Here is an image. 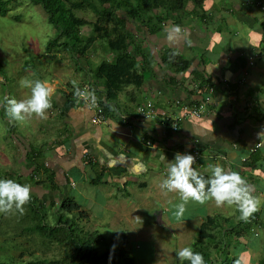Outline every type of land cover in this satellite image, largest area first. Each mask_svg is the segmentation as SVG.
I'll list each match as a JSON object with an SVG mask.
<instances>
[{
    "label": "crops",
    "instance_id": "crops-1",
    "mask_svg": "<svg viewBox=\"0 0 264 264\" xmlns=\"http://www.w3.org/2000/svg\"><path fill=\"white\" fill-rule=\"evenodd\" d=\"M185 9L186 16L171 13L157 32L149 33L143 27L136 33L141 34V46L129 47L128 52L134 59L132 69L142 80L112 90L114 100L106 98L103 83L86 78L85 73L74 76L76 79L69 80L64 89L47 81L52 87L51 105L45 110L53 130L45 138L49 144L43 147L38 141L31 145L28 137L10 127L0 145L2 164L9 169L5 175L29 185L30 197L50 211L68 197L71 189L76 194L72 202L89 213L83 211L97 227L107 223L93 208L105 209L106 214L112 211L113 229L122 224L131 226L122 236L133 230L132 221L141 213L147 215V223H156L158 231L164 223L173 227L195 223L196 231L203 218L213 214H198L200 220H196L176 218L173 211L171 222L167 212L164 216L157 212L153 196L162 189L161 181L167 175L163 154L170 161L177 152L191 153L196 157L193 166L206 176L211 172L209 165L219 163L239 171L248 181L257 199L255 211L259 210L261 217L256 229L264 240V136L258 135L264 131V0H202L200 6L188 0ZM157 12L160 15L163 10ZM133 27L128 22V28ZM101 49L103 54L93 66L80 57L74 69L94 71L100 62L115 58L108 48ZM90 85L96 90H85L94 92L105 108L106 119L100 125L91 122L92 112L75 97L77 89ZM175 100L181 104H173ZM146 101L172 115L181 114L185 103H209L201 117L181 120L173 129L155 120H137L135 108ZM27 119L31 118L25 123L37 130L40 118L34 115L33 121ZM18 126L21 129L22 121ZM29 176L37 178L35 185L32 180L29 183ZM129 183L135 185L137 195H144V209L133 206L139 197L131 193ZM119 185L124 188L122 192ZM201 204H210L213 209L220 206L214 199ZM198 207L204 209L203 205Z\"/></svg>",
    "mask_w": 264,
    "mask_h": 264
},
{
    "label": "trees",
    "instance_id": "trees-1",
    "mask_svg": "<svg viewBox=\"0 0 264 264\" xmlns=\"http://www.w3.org/2000/svg\"><path fill=\"white\" fill-rule=\"evenodd\" d=\"M25 1L40 5L47 22L56 30L55 38L49 40L46 47L57 50L55 51L57 55L59 50L67 51L61 54H68L72 57L71 60H76V63H78L77 59L85 57L88 59V65L90 64L89 53L95 52L98 47L108 48L115 54L112 61H102L94 71L90 68L84 72L86 78L92 77L103 83L108 100L115 99L116 93L112 94V90H119L118 87L121 84H138L142 80L141 76L132 69L134 59L128 52L129 47L138 49L141 46V34L136 33H140L143 27L149 33L161 30L163 21L169 18L171 13L176 12L178 16H186L185 6L188 2V0H96L100 6L106 4V7L97 10L92 8L91 11L94 12L95 17L88 20L74 14L75 10H81L87 6L85 3L87 0ZM195 2L200 6L202 0H195ZM18 4V0H0V18H5ZM159 10H163L160 15L157 12ZM22 16V12H17L12 19L19 22ZM9 19L12 21L11 18ZM128 22L133 24L132 30L128 28ZM84 28L89 32H83ZM262 36L264 47V29ZM2 37L4 39V36ZM21 45L23 43L20 47ZM18 50L19 45L14 40L11 51L15 53ZM61 54L58 57L63 58ZM127 79L128 83H126ZM0 84L3 83L0 82ZM82 89L96 90L93 85L82 86ZM78 102L86 104L83 99ZM101 104L103 105V102ZM10 127L15 128L14 123L10 124ZM75 206L72 197H66L49 215L46 213L47 207L44 204L39 203V208L35 210L30 208V213L28 211L18 223V225L24 223L28 225L20 230L38 234L43 248L47 244L57 243L58 248H62L61 255L59 257L39 255L16 264H137L138 260L143 261L142 263L152 261L153 251H149L147 256L136 258L134 255L131 256L127 249L128 244L133 248L136 245L141 248L144 242L131 243L127 236L121 238L115 236L112 240H108V237L99 235L98 231H85L84 226L78 221L88 220V217H85L82 211H77ZM239 217L240 213L226 217L213 214L203 218L198 229L194 231L196 235L193 236V240L190 238L189 244L194 250L203 253L206 264H235L236 259L231 255L229 248L251 246L250 239L254 229L261 225L259 210L254 211L247 219ZM0 264L15 263L8 261ZM183 264H188V261H184ZM257 264H264V257L259 259Z\"/></svg>",
    "mask_w": 264,
    "mask_h": 264
},
{
    "label": "rangeland",
    "instance_id": "rangeland-1",
    "mask_svg": "<svg viewBox=\"0 0 264 264\" xmlns=\"http://www.w3.org/2000/svg\"><path fill=\"white\" fill-rule=\"evenodd\" d=\"M18 2V6H16L12 11L14 12L13 15L12 12H10L5 18H0V82L3 83L2 85L0 84V106H2L0 108V145L5 142L6 134L9 132L10 122L5 120L9 119L12 124L14 123L15 131L28 137L31 145H35V143L39 141V145L46 147L49 143L45 138L50 137L53 134V130L49 124L51 120L47 119L48 117L46 115L43 117L38 116L40 120L38 122L39 124L37 126V130L34 128L31 129V127H29L30 124H26V120H24L22 121V127L20 129L18 125L21 124V121L13 120L9 115H7V105L4 98L15 97L19 100L20 95L23 99L28 98L31 95V90L29 91L30 87L25 86L22 83L25 79L33 81L36 79L45 81L51 80L53 85L58 86V88L63 87L64 89V87L66 88V85H68L69 80L76 79L74 76H81L84 72L79 69H74V65L77 64L75 59L71 60L72 57L68 56V54H61L62 52L67 51L59 50L58 54H61L63 57L60 58L55 52L57 50L54 51L51 48L46 47L48 41L55 38L54 34L56 30L47 22L40 5H34L25 0H18ZM93 3L98 9L106 7V4L100 6L96 0H93ZM17 12L23 13L22 19L19 22L12 19L14 15H17ZM80 13L81 12L76 10L74 14L79 16ZM80 17L92 20L95 16L91 14L90 11H87L86 13L81 14ZM9 18H11L12 21H10ZM2 36H4V39ZM14 40L15 43L19 45V50L18 52L12 53L11 48ZM99 42L101 43V41ZM21 43H23V45H21L22 47H20ZM102 50L103 49L98 47L96 53H89L90 63L92 66L95 61H98V57L103 54ZM34 115L35 114L30 116L31 119L27 120L33 121ZM54 122H56V119ZM49 131L51 132L47 134ZM35 132H37V135H33ZM8 144L9 147H12L11 142ZM5 153H8L7 149H5ZM0 160V178H8L5 174L9 169L2 164L1 158ZM12 170L16 173L14 169ZM20 180L23 181L22 183H25L21 177ZM128 188L133 189L131 193L139 197V200L134 202L132 201L134 204L133 206L135 208L137 207L138 210L144 209V195H137L136 189H134V184L129 183ZM119 189L121 192L124 190V188L120 185ZM111 191H114V189ZM149 191L152 195L153 191H151V189ZM169 193L170 195L168 196ZM67 195L68 197L76 196L71 189H69V194ZM153 196L154 204H157V212H159V214L160 212H163V216L167 212V215L172 222L174 220L172 212L175 211V209L171 205L179 200L178 194L176 192L171 193L166 192L164 189H159ZM28 201L29 203H33L31 199ZM163 201H165V204L162 203ZM75 202L78 203L77 200H75ZM33 204L36 205L35 203ZM198 205H203L204 209L198 207ZM215 205H217L216 202ZM165 207L166 210L164 209ZM95 210L97 209H92L94 213H99L101 221L106 220L107 224H100L97 227V224L93 223L89 219H82L80 221L76 219L80 225L84 226L85 231H92L94 228H97L98 234L101 236L117 235L121 238L122 233L128 229L130 230L131 226H123V224L118 228H115L117 230L112 228L115 227L111 225L112 220H114L112 211L106 214L105 209H101V211ZM83 211L86 215H89V213H86L85 210ZM10 212L11 214H14L15 209ZM129 212H133V210H129ZM219 213L225 214V216L229 214L236 215L239 213V210L235 207V205L229 206L226 204V208L224 205H220L216 209H213L210 204H201L196 201H189L185 212L180 217L192 219L196 218V220H200L198 218V214L204 216V214ZM47 214L49 215L51 212L48 211ZM6 216L7 215L0 213V263L9 261L16 264L25 262L27 259L34 258L39 255L46 257H59L61 255L62 248H58L57 243L53 242L49 245L47 244L43 248L40 244V236L38 234L25 233L20 230L23 226H27V223L17 225V218L9 219ZM145 217H147V215L144 216L143 213L136 216L134 221H132L133 224H135L134 227H137L136 232L129 231L127 235L129 241H146L147 243L142 244L139 249H136L135 247L133 248V246L128 244L127 249L131 253L130 255H134L138 258V256H147L149 251H153L151 262L142 263L143 261L140 262V260H138L136 263L177 264L179 259L176 257L175 252L178 248L189 245L190 238L193 240V236L196 235V232L194 231L197 227L195 226V223L190 226L188 225V227L184 224H178L173 227L164 223L163 225L158 226L160 229V231H158L155 229L157 226L156 223H147ZM262 218L264 219V216ZM262 222L264 223L263 220ZM146 225H148L147 229L144 228ZM253 234L254 236L251 246H235L229 248L231 255L236 259L235 264H257L259 259L264 257V251L262 252L264 240L261 239V233H259L258 228L254 230ZM133 242L134 241H131V243Z\"/></svg>",
    "mask_w": 264,
    "mask_h": 264
},
{
    "label": "clouds",
    "instance_id": "clouds-1",
    "mask_svg": "<svg viewBox=\"0 0 264 264\" xmlns=\"http://www.w3.org/2000/svg\"><path fill=\"white\" fill-rule=\"evenodd\" d=\"M87 2H85L87 4L86 7L78 10L81 12L80 15L86 13L87 11H90L91 14H94L91 9H98L94 5L93 0H87ZM80 15L78 17H80ZM175 30L178 32L180 30L179 26H176ZM83 32L89 31L83 29ZM22 83L30 87L31 95L28 98L21 100H17L15 97H5L4 99L7 105V115L16 121H24L27 117H30L33 114L40 117L45 116V110L51 105L50 96L52 88L49 86L48 82L40 79H36L34 81L25 79L22 81ZM77 94V101L80 99L82 100L79 95L83 96V100L86 102L84 106L87 110L92 112L93 116V110L88 106L87 100L91 99L92 104H94L96 101L99 105L100 102L98 101L94 92L86 91L85 89L81 88V90L77 89ZM150 102L153 103V101ZM99 106L103 109L105 116L103 120L104 122L106 119L105 108L101 103ZM1 107L2 106H0V108ZM5 120L12 124L9 119ZM100 124L102 123H99V125ZM258 135L264 136V131H261L258 133ZM162 159L166 162L167 175L161 181V188L166 192H176L178 194L179 200L171 205L175 209V215L177 217L183 215L189 201L204 203L210 199H214L217 205H235V207L239 210L240 217L242 219H247L256 210L257 199L252 195L251 186L249 185L248 181L239 173V171H230L223 165L217 163L214 165H209L211 172L210 175L206 176L200 171V169L193 166L196 162V157L191 153L177 152L175 153L174 158L170 161L163 154ZM31 180L33 185H35L33 181H38L35 176H32V178L29 176L30 184ZM30 192V186L27 184H21L20 182L10 178H0V213H6L4 215H7L6 217L9 219L17 218L16 224L18 225L20 219L23 218L28 211L30 213V208L34 210L39 208V202L37 201L38 199L31 198ZM68 198H71V196ZM29 199H31L36 205L29 203ZM58 205L59 204L55 203L54 206L57 207ZM49 208L51 207L49 206ZM75 208L77 211L80 210L83 212L79 206H75ZM14 209L15 213L11 214L10 211ZM48 211L50 210H47L46 213ZM54 211L50 212L53 213ZM7 212H9V214H7ZM136 229L137 227H133L132 231L136 232ZM115 236L119 237L117 235H110L108 240H112V238ZM144 243L147 242L144 241ZM139 247V245L135 246L136 249H139ZM175 255L181 264H183L184 261H188V264H206L203 253L194 250L190 244L178 248L175 252Z\"/></svg>",
    "mask_w": 264,
    "mask_h": 264
},
{
    "label": "built area",
    "instance_id": "built-area-1",
    "mask_svg": "<svg viewBox=\"0 0 264 264\" xmlns=\"http://www.w3.org/2000/svg\"><path fill=\"white\" fill-rule=\"evenodd\" d=\"M80 98L84 99L83 96H80ZM88 106L93 110V116L91 118V122L94 124L102 123L105 116L103 113V109L97 104L95 101L94 104L91 103V99L87 100ZM209 102L206 101V103H201L197 105H187L185 103L183 105V110L181 114H175L172 115L169 111H164L162 109H158L154 106V104L150 101L141 103L136 106L135 112L137 116L138 121H157L162 124H170L171 128H176L178 126V122L181 120L191 121L193 119L199 118L202 116V114L205 112V106H207ZM175 105H179L180 101L175 100ZM149 145V143H147Z\"/></svg>",
    "mask_w": 264,
    "mask_h": 264
}]
</instances>
